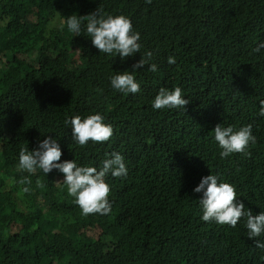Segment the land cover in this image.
Instances as JSON below:
<instances>
[{
	"label": "trees",
	"instance_id": "trees-1",
	"mask_svg": "<svg viewBox=\"0 0 264 264\" xmlns=\"http://www.w3.org/2000/svg\"><path fill=\"white\" fill-rule=\"evenodd\" d=\"M96 8L128 16L141 53H153L158 71L137 69L134 95L108 77L131 70L139 52L121 61L67 30L68 16ZM261 41L264 0H0V264H264L246 218L235 228L204 222L192 191L210 172L253 215L264 211V49L249 54ZM176 86L185 110L151 107L160 87ZM93 112L113 135L79 148L63 120ZM220 123L253 125L247 154L219 157ZM46 135L59 138L61 161L124 156L127 176L106 177L109 214L82 215L56 170H19L20 148Z\"/></svg>",
	"mask_w": 264,
	"mask_h": 264
},
{
	"label": "clouds",
	"instance_id": "clouds-1",
	"mask_svg": "<svg viewBox=\"0 0 264 264\" xmlns=\"http://www.w3.org/2000/svg\"><path fill=\"white\" fill-rule=\"evenodd\" d=\"M65 23L73 37L83 34L90 38L92 46L98 49L99 53L113 58L119 56L121 61L140 53V59L132 65L131 70H112L108 80L113 90L134 95L141 91V85L136 79V70L147 65L146 71L152 73L158 71L157 64L151 62L153 53L149 50L141 53L143 48L141 35L134 29L128 16L106 14L102 9L96 8L87 15H70ZM262 49H264V41L253 47L249 54L261 53ZM167 63L175 64V56H169ZM187 103L188 100L184 98L179 86L172 89L160 87L151 101V107L185 110ZM257 115L264 117V101L260 102ZM63 125L65 128L71 127L72 142L79 148H84L90 142L96 144L109 141L113 135L112 125L105 122V117L100 112L66 116ZM212 134L221 159L234 153L247 154L249 145L256 141L251 123L238 128L220 123L212 129ZM58 139L57 136L46 135L43 139H37L33 149L20 148L19 170L29 174L40 171L45 176L56 170L62 174L58 184L69 197L73 198V203L79 206L82 215L109 214L111 186L106 177L127 176L128 168L124 156L115 151L106 153L99 166L80 165L75 159L61 161L62 149ZM192 191L200 194L197 201L202 221L235 228L244 217L247 237L254 238L257 248L264 249V240L257 239L264 235V211L253 215L252 211L237 199L234 185L220 181L217 174L209 172L200 178Z\"/></svg>",
	"mask_w": 264,
	"mask_h": 264
},
{
	"label": "rangeland",
	"instance_id": "rangeland-1",
	"mask_svg": "<svg viewBox=\"0 0 264 264\" xmlns=\"http://www.w3.org/2000/svg\"><path fill=\"white\" fill-rule=\"evenodd\" d=\"M58 23V19H54L53 22L50 24L49 29H51L53 26H55Z\"/></svg>",
	"mask_w": 264,
	"mask_h": 264
}]
</instances>
